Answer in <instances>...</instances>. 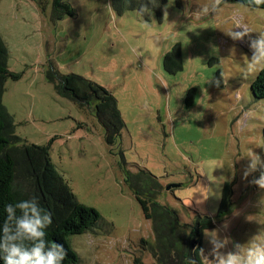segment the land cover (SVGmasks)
<instances>
[{
	"label": "rangeland",
	"instance_id": "1",
	"mask_svg": "<svg viewBox=\"0 0 264 264\" xmlns=\"http://www.w3.org/2000/svg\"><path fill=\"white\" fill-rule=\"evenodd\" d=\"M64 1L75 16L53 24L52 0L45 13L30 0H0L6 67L21 76L5 83L2 104L15 136L29 145L51 143L56 171L77 202L100 216L93 232L69 238L79 264H157L140 244H154L151 222L126 182V172L138 170L157 180L156 202L175 211L181 225L195 214L215 218L224 183L234 182L228 215L203 234L206 256L213 231L229 239L225 252L264 236V190L250 183L259 171L243 179L249 150L264 159V100L250 91L260 71L246 73L249 40L264 34V11L222 0L217 13L197 16L212 0H166L159 22L154 13L118 16L105 7L109 0ZM238 26L251 32L243 41L225 34L242 31ZM176 44L182 70L171 75L163 56ZM50 66L116 99L125 126L116 146L106 145L92 114L56 95ZM190 88L196 95L186 107Z\"/></svg>",
	"mask_w": 264,
	"mask_h": 264
},
{
	"label": "trees",
	"instance_id": "2",
	"mask_svg": "<svg viewBox=\"0 0 264 264\" xmlns=\"http://www.w3.org/2000/svg\"><path fill=\"white\" fill-rule=\"evenodd\" d=\"M45 13L49 0H30ZM230 4H238L250 9L249 0H225ZM114 13L118 16L126 12H136L139 0H110ZM166 0H152L149 13H154L161 21L162 8ZM264 11V4L259 6ZM75 13L64 0H52L49 20L57 24L65 18H72ZM7 51L0 39V224L6 219L5 206L21 200L35 197L39 205L52 215V223L46 229V239L62 244L66 256L62 264H79L77 254L71 249L69 238L93 232L100 221L99 214L92 208L79 204L64 178L56 171L50 157V144L36 146L22 143L15 136L14 123L2 104L5 83L8 80L17 82L21 76L9 72L6 67ZM163 68L171 75L182 70L180 45H174L163 56ZM216 80L222 89L220 73ZM47 81L53 85L57 96L72 102L80 111L89 112L96 119L104 132V141L108 147H114L120 140L125 128L116 99L101 86L75 75H58L50 66ZM254 100H264V70H261L250 86ZM196 90L190 88L185 96L186 107L192 106ZM264 137V128H263ZM126 182L139 203L143 216L151 222L154 244L141 240L140 244L152 252L157 264H203L199 249L202 248L203 234L215 228L229 213L232 199V185L225 182L218 211L215 218L195 214L190 225H181L177 213L156 202L162 187L149 173L138 170L132 175L126 172ZM2 255V254H0ZM0 264L3 260L0 259ZM134 264H141L135 260Z\"/></svg>",
	"mask_w": 264,
	"mask_h": 264
},
{
	"label": "clouds",
	"instance_id": "3",
	"mask_svg": "<svg viewBox=\"0 0 264 264\" xmlns=\"http://www.w3.org/2000/svg\"><path fill=\"white\" fill-rule=\"evenodd\" d=\"M221 3L222 0H212L210 5L200 8L195 15L215 14ZM149 4H152V0H139L137 13L143 16L150 11ZM249 4L259 10L264 0H249ZM105 7L114 12L110 0ZM236 29L243 30L225 33L233 41H243L251 33L246 27L238 26ZM249 47L252 56L248 59L246 73L264 70V34H260L258 39L249 40ZM216 84L219 86V81ZM247 158L249 163L243 171V179L259 171L258 178L254 177L250 183L264 190V159L252 150H249ZM5 212L6 219L0 224V259L3 264H62L66 256L64 246L46 239V229L52 223V215L41 208L35 197L9 203L5 206ZM207 237L211 251L206 256L204 249H199V255L206 264H264V236L260 234L252 237L247 245L235 243L233 250L227 252L223 251L229 243L227 237L221 239L218 231L211 232ZM208 256L212 259H208ZM190 264H195V261L191 260Z\"/></svg>",
	"mask_w": 264,
	"mask_h": 264
}]
</instances>
